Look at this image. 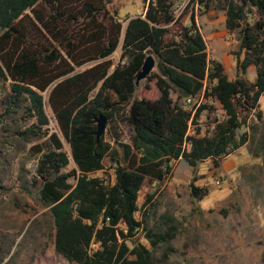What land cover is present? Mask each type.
Instances as JSON below:
<instances>
[{
  "label": "trees",
  "instance_id": "1",
  "mask_svg": "<svg viewBox=\"0 0 264 264\" xmlns=\"http://www.w3.org/2000/svg\"><path fill=\"white\" fill-rule=\"evenodd\" d=\"M48 1L0 0V81L12 82L9 93L0 100V108H4L0 109V125L14 118L16 128L11 132L20 141L47 136L44 128L49 126V118L41 93L62 79L53 89L50 103L76 169L62 172L70 159L54 132L49 134L53 147L38 150L41 157L32 181L33 187L39 186L40 203L53 216L57 254L69 264H156L153 250L137 242L132 247L128 244L144 228L137 219L142 210V187L148 177L156 181L168 177L171 161L184 159L196 168L212 160L219 166L232 151L249 142V133L242 129L264 96V0H224L222 5L226 28L239 31L246 54L240 68L255 67L254 83L230 81L221 63L209 61L206 41L194 17L178 41L168 39V26L175 19L172 0H142L147 4L144 18L130 19L124 31L122 58L128 59L127 64L109 75L111 66L105 61L69 76L75 67L112 56L121 40L122 24L107 8L114 0H75L85 14L83 31L65 35L66 26L78 19L66 17L64 7L55 4L46 15L39 7ZM209 1L199 0V4L209 9ZM147 54L159 58L156 84L161 96L157 100L134 99L136 77ZM201 93L215 99L226 115L209 137H199V132L189 135L191 123L197 124L209 107L194 111L185 101ZM55 98L60 101L56 103ZM126 110L133 136L130 144L122 146L125 164L116 165L115 183L108 185L92 174L103 171L107 159L114 161L118 153L104 137L97 140L94 119L100 113L113 119L116 112ZM33 119L36 123L31 126L20 125ZM6 164L0 151V183ZM72 178L74 186L69 184ZM191 189L195 199L208 195L195 185ZM175 237L173 227L166 232H145L153 248L167 245ZM94 245L97 250H92Z\"/></svg>",
  "mask_w": 264,
  "mask_h": 264
},
{
  "label": "rangeland",
  "instance_id": "2",
  "mask_svg": "<svg viewBox=\"0 0 264 264\" xmlns=\"http://www.w3.org/2000/svg\"><path fill=\"white\" fill-rule=\"evenodd\" d=\"M172 1L175 19L168 26V39L178 41L194 17L206 41L209 61L221 63L230 81L243 79L248 83L255 82L254 66L246 71L240 68L246 54L241 46L239 31L230 32L226 28V16L222 10L224 0H210L209 9L200 5L199 0ZM54 4L64 7L62 11L66 17L74 15L78 19L66 26L64 34L79 35L85 20L82 5L75 0H49L39 9L48 15ZM146 7L142 0H114L109 4L108 10L117 15L122 24L118 49L107 60L75 67L69 76L83 73L105 61L111 66L109 75L118 66L127 64L128 59L122 58L124 31L130 19L138 16L144 18ZM28 14L32 16L31 12ZM62 55L71 63L65 51ZM149 55L154 57L156 67L137 86L134 99L157 100L161 96L156 84L160 76L159 58L154 54ZM61 81H56L41 93L49 118V126L44 128L49 132L47 136L20 141L11 132L16 128L14 118L0 125L1 156L8 161V164L2 165L4 176H1L3 180L0 183V264H69L55 250L53 216L49 208L40 203L39 186H32L41 157L38 150L53 147L49 140L51 133L59 135L63 151L70 159L69 166L62 172L76 169L70 146L50 103L52 91ZM11 83V80L0 81V100L9 93ZM100 85L90 93V98L97 93ZM206 86H209L208 82ZM58 101L55 98V102ZM181 104H184V100ZM204 105L209 108L201 113L197 124L191 123L189 135L199 132V137L212 136L217 124L226 119L221 105L215 99L207 98L205 93L201 106ZM0 109L4 110L3 107ZM126 115L127 110L116 112L114 118L109 119L104 135L118 155L114 161L107 159L103 171L92 174V177L104 179L108 185L115 183L116 165L125 164L122 146L130 144L133 136ZM34 123L35 119L20 125L25 127ZM245 131L249 133V142L232 151L221 160L219 166L212 160H206L192 168L184 159H179L173 161L171 174L163 181L148 177L139 196L142 210L137 213V219L142 221L144 228L128 244L132 247L137 242L153 250L156 264H264V96L248 116L247 124L242 129V132ZM252 151L258 155L252 154ZM69 184L74 186L75 178L70 179ZM191 185L206 189L208 195L203 200L195 199L191 194ZM148 197L152 199L144 207ZM121 227L124 228V225ZM172 227L176 237L167 245L153 248L145 238L146 230L160 233ZM97 249V245L92 247V250Z\"/></svg>",
  "mask_w": 264,
  "mask_h": 264
},
{
  "label": "water",
  "instance_id": "3",
  "mask_svg": "<svg viewBox=\"0 0 264 264\" xmlns=\"http://www.w3.org/2000/svg\"><path fill=\"white\" fill-rule=\"evenodd\" d=\"M155 67H156V61L154 57L151 55L147 56L144 61L141 71L138 73L136 77V83H135L136 86H139L141 81L146 80L150 76V74L153 72ZM94 120L97 126L95 136L97 140L100 141V139L104 137L107 131L109 119L105 114L100 113L95 117Z\"/></svg>",
  "mask_w": 264,
  "mask_h": 264
},
{
  "label": "built area",
  "instance_id": "4",
  "mask_svg": "<svg viewBox=\"0 0 264 264\" xmlns=\"http://www.w3.org/2000/svg\"><path fill=\"white\" fill-rule=\"evenodd\" d=\"M203 98H204V93H201L199 95H197L196 97H190L188 98L186 101H185V106L188 108V109H191L193 108L194 111L197 110L202 102H203ZM169 167L172 168L173 167V161H171L169 163Z\"/></svg>",
  "mask_w": 264,
  "mask_h": 264
},
{
  "label": "crops",
  "instance_id": "5",
  "mask_svg": "<svg viewBox=\"0 0 264 264\" xmlns=\"http://www.w3.org/2000/svg\"><path fill=\"white\" fill-rule=\"evenodd\" d=\"M197 23H198V21H197Z\"/></svg>",
  "mask_w": 264,
  "mask_h": 264
}]
</instances>
